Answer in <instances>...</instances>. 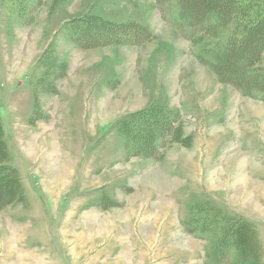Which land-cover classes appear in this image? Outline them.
Here are the masks:
<instances>
[{
    "label": "rangeland",
    "instance_id": "374dc122",
    "mask_svg": "<svg viewBox=\"0 0 264 264\" xmlns=\"http://www.w3.org/2000/svg\"><path fill=\"white\" fill-rule=\"evenodd\" d=\"M165 1L0 0V111L27 198L0 211V264H215L230 224L256 230L264 264V101Z\"/></svg>",
    "mask_w": 264,
    "mask_h": 264
},
{
    "label": "trees",
    "instance_id": "16d2710c",
    "mask_svg": "<svg viewBox=\"0 0 264 264\" xmlns=\"http://www.w3.org/2000/svg\"><path fill=\"white\" fill-rule=\"evenodd\" d=\"M177 7V25L188 36L203 39L206 42L205 52H210L209 43H214L215 49H211L217 54V65L214 68L233 70L235 75L242 78L245 87L242 83L235 85L243 92L252 91L253 94L244 92L248 96L264 101V67L261 65L264 56V0H177ZM99 24L103 23L97 21L93 24L94 41H102L101 44H104L105 35L102 31L111 25ZM127 36L126 39L131 43H135V39L146 40L143 29L134 36ZM114 39L112 37L109 41L113 42ZM140 42L143 40L138 43ZM219 71V75L223 74ZM154 118L152 114H148L143 118L147 123L140 126L149 129V122ZM166 118L170 120L172 116L168 114ZM4 136L3 116L0 111V211L15 203L27 201L20 172L9 162L10 155ZM230 227L220 233L221 238L212 246L214 263L259 264L263 254L256 239V230L246 228L244 224H230ZM230 249L235 252V257L227 253Z\"/></svg>",
    "mask_w": 264,
    "mask_h": 264
}]
</instances>
